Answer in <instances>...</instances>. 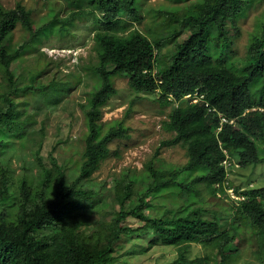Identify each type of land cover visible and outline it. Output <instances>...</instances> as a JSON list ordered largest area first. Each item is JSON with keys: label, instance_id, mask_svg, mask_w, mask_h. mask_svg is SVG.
<instances>
[{"label": "trees", "instance_id": "obj_1", "mask_svg": "<svg viewBox=\"0 0 264 264\" xmlns=\"http://www.w3.org/2000/svg\"><path fill=\"white\" fill-rule=\"evenodd\" d=\"M64 1L68 16L51 12L41 25L21 4L14 10L0 4L5 84L0 101V264H114L122 241L142 234L150 237L149 248H177L179 257L172 264H235L240 240L250 243L251 232L264 247V188L237 189L245 200H224L233 171L264 165V11L246 56L234 49L240 20L264 0H200L161 12L174 30L155 42L153 29L146 35L129 23H144L141 0ZM90 17L99 56L94 73L100 82L85 111L88 134L75 167L78 177L72 180L68 168L53 157L51 166L41 162L37 176L17 182L8 156L26 136L30 121L19 119L24 105L15 98L31 94L47 100L66 90L44 82L43 64L23 81L14 65L52 37L64 39L77 21ZM17 28L28 34L22 46L14 42ZM169 39L171 50L161 54ZM119 77L136 92H161L163 104L171 108L164 127L175 134L164 144L184 147L188 162L174 171H160L149 162L138 180L116 179L108 198L92 178L111 155L110 146L130 138L123 121L101 122ZM187 96L198 102L185 101ZM221 116L235 123L221 125ZM206 195L225 196V206L209 207L213 203ZM193 244L205 248L207 256L191 260Z\"/></svg>", "mask_w": 264, "mask_h": 264}, {"label": "rangeland", "instance_id": "obj_2", "mask_svg": "<svg viewBox=\"0 0 264 264\" xmlns=\"http://www.w3.org/2000/svg\"><path fill=\"white\" fill-rule=\"evenodd\" d=\"M200 0H141L139 5L144 11V23L129 21L133 29L148 34L153 29V40L172 36L174 26L165 21L161 12H172L184 8ZM4 9L14 10L18 4L33 12V18L41 25L48 22L52 13L65 18L70 13L68 2L64 0H0ZM51 4L53 7L51 8ZM264 4L252 8L246 18L239 22V34L235 39V50L241 58L246 56L250 35L263 19ZM156 12H158L156 14ZM128 19L126 14L121 15ZM164 20V22H163ZM94 22L90 18H82L71 29L70 35L60 39L52 37L36 52L26 55L22 63L14 65L22 79H28L38 65L45 68L46 84L54 82L56 89L66 90L44 100L40 95H22L14 97L24 106L20 110L21 120L28 119L30 124L23 140H17L10 150L9 158L16 181L38 175L41 162L51 166L54 157L59 165L68 168L72 180L78 177L75 169L85 148V137L88 125L85 111L88 100L99 86L100 78L94 73L99 63L98 50L94 40ZM28 34L20 28L14 31V42L22 46ZM161 54L171 50L170 39L165 41ZM63 86V87H62ZM117 94L102 109L101 122L106 125L124 122L130 128V138L115 141L111 146V155L102 164L92 178V185L106 191L108 198L112 196L113 182L116 179L132 177L139 179L149 162L160 171H174L184 167L188 162V153L181 145H165L174 139L175 134L165 129L171 108L164 105L161 92L139 93L128 85L127 79H115ZM5 84L0 73V101ZM48 93L54 95L53 90ZM230 180V183H229ZM226 183L227 197L206 198L211 201L209 207L216 210L225 206V201H234L231 195L239 197L234 190L243 191L264 188V165L238 168L232 172ZM229 184V185H228ZM103 191V192H104ZM229 196V197H228ZM215 203V204H214ZM230 203V202H229ZM114 207V205H113ZM142 225V224H141ZM93 225L87 227L90 235ZM136 226H140L139 223ZM250 243L240 240L238 254L240 260L235 264H264V247L261 246L253 232L248 233ZM245 241V242H244ZM150 237L142 234L139 238H126L122 241L115 256L114 264H172L179 257L177 248L154 246L149 248ZM189 258H203L208 251L201 245L193 244Z\"/></svg>", "mask_w": 264, "mask_h": 264}, {"label": "built area", "instance_id": "obj_3", "mask_svg": "<svg viewBox=\"0 0 264 264\" xmlns=\"http://www.w3.org/2000/svg\"><path fill=\"white\" fill-rule=\"evenodd\" d=\"M191 96H188L187 98H190ZM194 102H197V100H194ZM229 122L226 118H222V122L221 123H227ZM230 123H233V121H230ZM221 130V129H220ZM230 162L228 160H226L224 162V166L225 168L228 170V168L230 167ZM236 167H239V164H236ZM231 197L234 199V200H237V201H242V200H245V197L244 196H239V197H234L233 195H231Z\"/></svg>", "mask_w": 264, "mask_h": 264}, {"label": "clouds", "instance_id": "obj_4", "mask_svg": "<svg viewBox=\"0 0 264 264\" xmlns=\"http://www.w3.org/2000/svg\"><path fill=\"white\" fill-rule=\"evenodd\" d=\"M187 97H188V96H187ZM187 97L184 98L185 101H191V102H192V100H197V97H195V98H192V96H191L190 98H187ZM202 98H203V97H201V99H202ZM193 102H194V101H193ZM197 102H198V100H197ZM197 102H194V103H197ZM222 118H225V117H222V116H221V122H222ZM226 119L229 121V122H227V123H229V124H234V123H235L234 120H231V119H228V118H226ZM230 121H233V123H230ZM223 124H226V123H221V125H223ZM220 129L222 130V128H220ZM220 129H219V131H221Z\"/></svg>", "mask_w": 264, "mask_h": 264}]
</instances>
